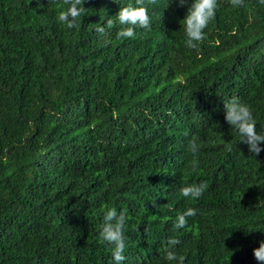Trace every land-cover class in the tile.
Listing matches in <instances>:
<instances>
[{"label": "trees", "instance_id": "trees-1", "mask_svg": "<svg viewBox=\"0 0 264 264\" xmlns=\"http://www.w3.org/2000/svg\"><path fill=\"white\" fill-rule=\"evenodd\" d=\"M130 4L84 0L69 29L63 0H0V264H115L100 239L113 207L129 217L123 264H169L173 238L184 264H258L264 150L240 142L224 101L264 131V3L218 0L197 49L178 0H145L150 28L117 39ZM108 19L106 45L95 29ZM202 181L199 199L180 195Z\"/></svg>", "mask_w": 264, "mask_h": 264}, {"label": "clouds", "instance_id": "clouds-1", "mask_svg": "<svg viewBox=\"0 0 264 264\" xmlns=\"http://www.w3.org/2000/svg\"><path fill=\"white\" fill-rule=\"evenodd\" d=\"M264 3V0H260ZM49 4L55 3V0H48ZM139 7H134L131 4L120 8L116 14L117 21L122 27L117 32V39L134 38L137 27L142 29H149L151 26V18L148 14L145 0H136ZM148 4H155L156 0H147ZM234 7L243 6L244 0H230ZM84 0H63V5L66 6L63 10H59L57 14L58 22L71 29L78 27V18L84 13L85 8L81 7ZM178 6L188 7V11L183 20L180 21L183 26L185 35L187 37L185 43L190 49H197L199 43L205 39L204 30L208 27L211 20L215 17L218 0H178ZM114 27V21L108 19L105 26L97 25L95 31L101 36L105 37L104 43H110L108 38L109 33L106 29ZM225 121L234 129L238 135L240 142L248 145L250 153L258 156L264 148V131L258 132L256 128V121L253 116L251 108L239 98L233 97L224 101ZM189 152L193 156V168L197 166L196 156L199 152V146L196 143L195 137L189 141ZM208 184L200 182L199 184L184 185L179 189L181 196L196 200L199 199L207 190ZM155 203V202H154ZM197 210L189 207L182 214H179L174 223L176 229H181L187 226V218L195 216ZM129 217L126 212L117 211L116 208H109L104 213V225L100 231L101 242H106L111 246V253L115 264H123L126 260L125 250L127 247L125 237V226ZM178 239H170L168 241L169 247L165 251V259L177 264H184L185 258L177 256L172 247L178 245ZM254 258L258 264H264V240L259 244V247L253 250Z\"/></svg>", "mask_w": 264, "mask_h": 264}]
</instances>
